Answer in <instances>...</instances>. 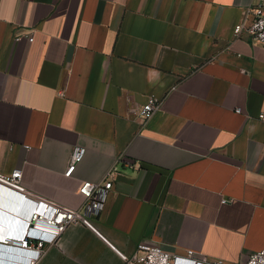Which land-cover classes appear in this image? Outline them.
Wrapping results in <instances>:
<instances>
[{"label": "crops", "instance_id": "crops-1", "mask_svg": "<svg viewBox=\"0 0 264 264\" xmlns=\"http://www.w3.org/2000/svg\"><path fill=\"white\" fill-rule=\"evenodd\" d=\"M251 2L0 0V170L22 172L0 206L11 193L16 219L22 194L77 209L82 182L115 168L89 224L51 244L35 233L34 264H123L141 240L225 264L264 247V47L233 34ZM150 94L161 104L142 122Z\"/></svg>", "mask_w": 264, "mask_h": 264}, {"label": "built area", "instance_id": "built-area-1", "mask_svg": "<svg viewBox=\"0 0 264 264\" xmlns=\"http://www.w3.org/2000/svg\"><path fill=\"white\" fill-rule=\"evenodd\" d=\"M247 11L252 15L251 22L246 27L242 22L236 24L233 34L238 36L245 29L253 42L264 47V0H252ZM22 36H25L29 42L33 41L32 32L16 36L14 40L18 41ZM160 104L161 99L150 94L140 107L132 111V114L142 122L147 121L159 109ZM235 111L240 112L241 109L237 107ZM259 118L263 120L264 115L260 114ZM84 153V147L76 146L72 149L69 164L63 172L64 176L69 177L72 174ZM117 160H122L129 167L135 166V163L128 158L119 156ZM114 173L115 168L112 167L107 170L102 181H83L79 187V193L84 200L77 209H70L44 199L30 198L22 194L29 208L27 211L21 212L17 219L15 218L19 222L18 231L13 227L2 237L3 243L26 255L25 264H34L35 260L45 253V242L35 233L50 235L49 244H51L55 243L70 225L89 224L92 218L99 215L105 205L108 194L113 188ZM21 178L20 168H15L9 173L0 170V190L6 187L9 191H13ZM225 202H227L226 199H221V203ZM122 262L123 264H225L221 260L211 262L206 261L205 258L198 260L194 258L192 250H187L184 255H176L164 250L162 245L152 240L139 241L131 254L122 257ZM229 264H264V247L251 252L237 263Z\"/></svg>", "mask_w": 264, "mask_h": 264}, {"label": "water", "instance_id": "water-1", "mask_svg": "<svg viewBox=\"0 0 264 264\" xmlns=\"http://www.w3.org/2000/svg\"><path fill=\"white\" fill-rule=\"evenodd\" d=\"M0 208L2 209L0 212V234L5 236L15 226L19 204L14 195L8 193L1 199ZM20 255L17 249L0 242V264H15L19 261Z\"/></svg>", "mask_w": 264, "mask_h": 264}]
</instances>
